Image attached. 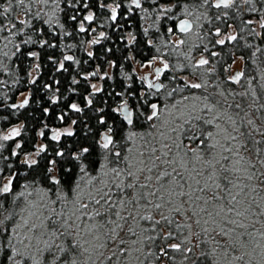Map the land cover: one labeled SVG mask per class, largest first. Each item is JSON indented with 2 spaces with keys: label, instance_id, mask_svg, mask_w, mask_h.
Instances as JSON below:
<instances>
[{
  "label": "snow or ice",
  "instance_id": "snow-or-ice-1",
  "mask_svg": "<svg viewBox=\"0 0 264 264\" xmlns=\"http://www.w3.org/2000/svg\"><path fill=\"white\" fill-rule=\"evenodd\" d=\"M0 264H264V0H0Z\"/></svg>",
  "mask_w": 264,
  "mask_h": 264
},
{
  "label": "rangeland",
  "instance_id": "rangeland-1",
  "mask_svg": "<svg viewBox=\"0 0 264 264\" xmlns=\"http://www.w3.org/2000/svg\"><path fill=\"white\" fill-rule=\"evenodd\" d=\"M242 63L243 62L238 61L237 64L235 65V68L233 70L235 71L236 69H239L241 67Z\"/></svg>",
  "mask_w": 264,
  "mask_h": 264
}]
</instances>
